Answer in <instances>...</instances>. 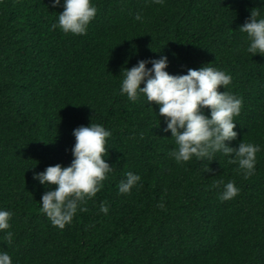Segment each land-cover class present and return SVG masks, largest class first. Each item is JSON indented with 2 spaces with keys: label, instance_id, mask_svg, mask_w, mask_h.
Wrapping results in <instances>:
<instances>
[{
  "label": "trees",
  "instance_id": "obj_1",
  "mask_svg": "<svg viewBox=\"0 0 264 264\" xmlns=\"http://www.w3.org/2000/svg\"><path fill=\"white\" fill-rule=\"evenodd\" d=\"M91 2L97 11L86 32L72 34L51 27L62 3L0 0V208L12 213L0 251L13 264H264V55L246 52L238 30L250 9L264 13V0ZM160 54L170 74L206 63L230 74L218 91L242 105L237 137L225 143L261 146L253 174L245 178L231 154L168 155L175 145L158 104L119 90L122 67ZM91 121L110 131L112 171L61 229L38 210L46 189L33 171L68 165L72 129ZM128 171L140 181L120 193ZM229 179L239 191L221 201Z\"/></svg>",
  "mask_w": 264,
  "mask_h": 264
},
{
  "label": "clouds",
  "instance_id": "obj_2",
  "mask_svg": "<svg viewBox=\"0 0 264 264\" xmlns=\"http://www.w3.org/2000/svg\"><path fill=\"white\" fill-rule=\"evenodd\" d=\"M61 3L62 11L56 12L57 18L51 27H59L64 33L84 34L96 14V5L91 0H50L52 8ZM134 19L142 17L136 13ZM238 30L246 34V52L264 55V13L258 8L250 9ZM149 63L151 66L147 67ZM168 63L167 56L160 54L158 58L139 59L131 67H122L120 93L126 94L128 100L143 95L150 108H153L150 102L158 104V112H155L164 117L166 124L162 130H170L175 145L168 155L177 162L189 161L192 157L211 159L214 153L221 152L231 154L229 161L237 163L245 178L253 174L256 153L261 146L244 139L235 147L225 143L237 137L233 117L239 114L242 105L240 96L226 90L218 91V86L230 83V74L209 63L196 69L189 67L184 73L170 74L166 71ZM72 135L75 139L68 165L56 163L46 166L43 171H33V179L46 189L41 194L38 210L61 229L71 223L78 205L83 210V201L100 190L106 174L112 171L104 158L105 138L110 135L107 128L91 121L73 128ZM205 170L212 171L209 165H205ZM138 181L139 174L125 172L117 191L128 193ZM238 191L229 179L223 183L218 198L221 201L231 199ZM99 211L107 212L103 201ZM11 215L9 210L0 208V230L10 228ZM12 235L11 231H3L4 239L9 242ZM0 264H13L7 251H0Z\"/></svg>",
  "mask_w": 264,
  "mask_h": 264
}]
</instances>
